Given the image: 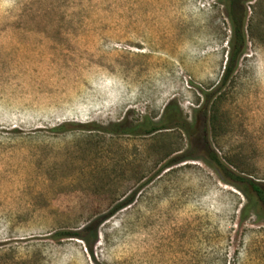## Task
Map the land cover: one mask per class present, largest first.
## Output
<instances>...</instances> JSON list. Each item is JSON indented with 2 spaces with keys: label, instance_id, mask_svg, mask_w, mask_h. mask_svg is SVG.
<instances>
[{
  "label": "rangeland",
  "instance_id": "rangeland-1",
  "mask_svg": "<svg viewBox=\"0 0 264 264\" xmlns=\"http://www.w3.org/2000/svg\"><path fill=\"white\" fill-rule=\"evenodd\" d=\"M225 1L0 0V264H264V215L199 128L264 183V0L248 3V49L219 88ZM170 102L198 122L192 148L179 129L99 131L158 121ZM186 153L198 158L165 167ZM99 220L88 244L57 235Z\"/></svg>",
  "mask_w": 264,
  "mask_h": 264
},
{
  "label": "trees",
  "instance_id": "trees-1",
  "mask_svg": "<svg viewBox=\"0 0 264 264\" xmlns=\"http://www.w3.org/2000/svg\"><path fill=\"white\" fill-rule=\"evenodd\" d=\"M251 1L253 0H226L224 2L226 15L230 23V38L228 41L229 51L225 64V71L219 88L225 86L234 75L240 65L241 59L248 49V3ZM206 98L205 104L196 111L197 113H203L204 118L207 115L208 106L211 102V97H209V95H206ZM66 126L67 124H62L58 127V130H66ZM196 128L198 129L197 120H189L188 117L185 116L180 105L175 102H170L158 121L152 120L148 118L147 115H144L142 118L131 123H128L126 119L117 123H111L106 127H101L99 131L106 135L150 136L160 131L179 129L187 135L190 140V147L192 148ZM199 128L202 132L204 151L207 159L221 170L224 177L231 185L239 188L247 197H250V195L254 197L259 206L260 215H264V183L241 177L229 169L208 142L206 120L203 121ZM196 158L198 157L188 155V153L181 156L179 155L169 160L165 167H170L171 164ZM101 222V220L93 221L77 231H62L57 233V235L62 236V238H79L84 241V243L88 244L90 238L89 232L92 230V236L96 239Z\"/></svg>",
  "mask_w": 264,
  "mask_h": 264
}]
</instances>
